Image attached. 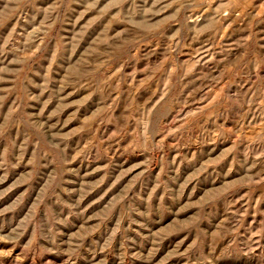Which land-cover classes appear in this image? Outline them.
I'll return each mask as SVG.
<instances>
[{
  "label": "rangeland",
  "instance_id": "rangeland-1",
  "mask_svg": "<svg viewBox=\"0 0 264 264\" xmlns=\"http://www.w3.org/2000/svg\"><path fill=\"white\" fill-rule=\"evenodd\" d=\"M0 264H264V0H0Z\"/></svg>",
  "mask_w": 264,
  "mask_h": 264
}]
</instances>
